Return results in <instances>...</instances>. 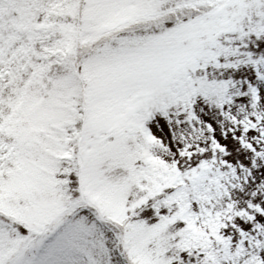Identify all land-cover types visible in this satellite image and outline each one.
<instances>
[{"label": "snow or ice", "instance_id": "obj_1", "mask_svg": "<svg viewBox=\"0 0 264 264\" xmlns=\"http://www.w3.org/2000/svg\"><path fill=\"white\" fill-rule=\"evenodd\" d=\"M0 264H264V0H0Z\"/></svg>", "mask_w": 264, "mask_h": 264}]
</instances>
